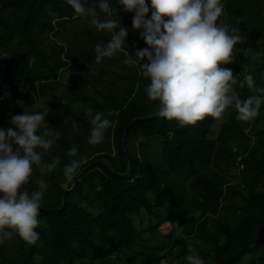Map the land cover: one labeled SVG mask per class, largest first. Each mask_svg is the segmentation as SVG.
Masks as SVG:
<instances>
[{
    "label": "trees",
    "instance_id": "obj_1",
    "mask_svg": "<svg viewBox=\"0 0 264 264\" xmlns=\"http://www.w3.org/2000/svg\"><path fill=\"white\" fill-rule=\"evenodd\" d=\"M110 6L121 9L117 0H111ZM7 11H12L14 17L11 22L0 19V128L5 129L2 102L17 98L22 91L35 94L38 87L54 86L59 71L67 66L61 57L63 50L46 54L39 38L43 34H54L55 23L70 21L74 15L65 0H0V15ZM129 24L132 21L122 26ZM254 37L245 41L233 66L237 86L243 93H253L246 84L240 87L249 74L253 78L261 76V80L254 78V82L257 88H264V63L257 70L240 75L255 56V43L264 38V25L257 29ZM89 38L102 44L110 40L103 35L90 34ZM15 41L21 49L16 55L8 56ZM126 47L129 54L134 55L146 45L136 32L126 37ZM95 55V51L80 53L81 59L73 60L77 70H87L95 61ZM113 57L103 61L112 62ZM134 81L135 93L124 106L111 98L110 107L105 109L91 97L77 95L90 108L115 114L114 126L105 133L111 138L114 155L96 157L81 164L67 189L59 187L49 174L41 175L39 168L33 166L38 177L48 183L55 200L53 204L42 202L37 243L30 246L18 237L19 258L13 264H119L123 256L139 246L144 234L151 235L162 224L173 222L175 212L185 209L190 191H196L209 209L218 208L222 188L216 180L206 178L203 170L221 146L244 136L242 129L235 122L225 124L217 139L219 144L215 145L207 138L212 117L181 127L177 121L159 116V101H152L154 108L138 102L137 98L147 96L149 80L141 73ZM46 122L60 134L55 143L58 148L74 159L68 155L71 145L58 114L49 111ZM131 138L157 140L161 148L159 159L131 156L127 151ZM241 163L248 167L254 186H263V191L249 194L243 216L234 228H215L218 237L208 236L212 242L210 250H201L196 245L206 264H264V156L259 158L258 153L252 152L242 157ZM203 203L198 204V210L205 212ZM194 225L199 228L202 223L194 222ZM3 243L0 244V264H8ZM172 243L165 255L176 260L185 258L192 241L173 239ZM177 247L180 251L175 254ZM162 258L136 255L129 263L160 264Z\"/></svg>",
    "mask_w": 264,
    "mask_h": 264
},
{
    "label": "clouds",
    "instance_id": "obj_2",
    "mask_svg": "<svg viewBox=\"0 0 264 264\" xmlns=\"http://www.w3.org/2000/svg\"><path fill=\"white\" fill-rule=\"evenodd\" d=\"M117 2L123 12L133 14L132 28L139 32L146 45L134 55H130L126 47L128 28L122 26L117 14V18H113L110 0H91V3L65 0L77 18L88 19L97 30L110 34L107 44L95 46L97 63L127 49L126 63L136 65L148 78L146 95L151 101H159L160 117L175 120L184 127L196 125L206 117L220 119L229 107L235 108L240 121L249 122L259 115L264 105V88H257L253 76L247 75L240 87L246 84L250 91L261 95H250L242 100L234 88L237 76L232 69L222 67L235 61L233 52L241 43L240 30L219 20L225 11L222 0ZM87 115L91 124L88 143L100 145L113 121L91 109ZM46 117L47 109L42 112L23 110L21 114H10V127L0 128V244L14 236L30 246L39 240L40 233L36 229L48 183L41 180L38 189L31 193L24 186L29 183L33 166L39 168L41 175H46L60 163L58 157L45 162L39 151L50 150L60 137L54 128L48 127ZM73 129L78 131L75 123ZM78 152L76 147H71L68 155L74 159L63 166L69 183L78 175L82 163L75 159ZM184 259L187 264H206L195 243L188 245Z\"/></svg>",
    "mask_w": 264,
    "mask_h": 264
},
{
    "label": "rangeland",
    "instance_id": "obj_3",
    "mask_svg": "<svg viewBox=\"0 0 264 264\" xmlns=\"http://www.w3.org/2000/svg\"><path fill=\"white\" fill-rule=\"evenodd\" d=\"M89 2L91 3V0ZM222 2L225 11L219 20L230 27L238 28L241 35V43L235 46L233 52L235 61L232 64L222 65V67L230 68L233 71V66L237 63V56L245 47V41L255 39L254 35L257 29L264 25V0H222ZM116 14L120 17L121 24L132 21L131 13H125L122 9H113V18H117ZM100 15L103 18V14L100 13ZM13 17L12 11L0 15V19L7 22H11ZM126 27L128 28L127 37L138 32L133 30L132 24ZM55 28L54 34L48 33L40 36L41 47L46 54L63 50L61 57L67 66L59 71L58 80L54 86L38 87L35 94L22 91L17 98H7L3 101L1 114L4 117V125L6 128L10 127V114H21L23 110L29 112L52 110L61 118L66 138L71 147H76L79 150L76 159L82 160L81 164L96 157L113 156L110 136L105 134V140L100 145L88 143L91 124L87 113L89 109L93 113H103L106 118L113 121L112 126L115 124V114L110 111L92 109L79 100L77 95L89 96L105 109L110 107L111 98H114L119 106H124L127 101L133 98L136 90L134 79L141 75V70L136 65L127 64L126 60L129 55L127 52L121 51L114 55L112 62L97 63L93 61L87 70L79 72L73 60L79 61L80 53L94 51L98 44L91 40L89 35L110 37V34L97 30L88 19L77 18L75 14L70 21L55 23ZM20 47L18 41H15L11 45L8 56L16 55L21 49ZM254 54L253 60L242 69L240 75L257 70L264 63V38L255 43ZM254 78L261 80V76ZM234 88L242 100L250 95H255L254 92L243 93L237 85ZM137 100L141 104L154 108L152 101L147 96L139 97ZM237 115L234 107L227 108L222 118H213L207 134L208 140L214 141L215 145H218L217 139L225 124L235 122L244 133V136L230 140L226 145L221 146L216 151L211 163L203 170L206 178L216 180L222 188L223 195L218 208L216 210L209 209L196 191H190L185 209L175 212L172 218L173 222L162 224L151 235L150 233L144 234L139 246L123 256L119 264H131L129 263L131 257L144 254L163 257L160 264H187L185 259L172 260L171 257H166L165 252L172 247L173 239L190 240L199 249L210 250L212 242L208 236L213 234L218 237L215 232L216 227L231 229L240 221L243 216L245 200L248 199L249 194L263 191V186H254L252 175L249 173L248 167L241 163V159L252 152L258 153L259 158L264 156V105L261 106L259 115L252 121H240L237 119ZM74 123L77 125L78 131H74ZM39 151H41L42 159L45 162H51L56 157L59 158L60 163L48 174L53 177L59 187L67 189L70 183L63 174V166L68 164L71 159L56 144L48 151L42 149ZM127 151L135 158L157 161L161 148L157 140L131 138L127 142ZM40 181L41 179L34 170L29 178V183L24 187L31 193L38 189ZM54 200V193L48 188L42 202L53 204ZM200 203H203L205 212L198 210ZM183 220L192 221V223L187 224ZM194 222L197 225L202 223L201 227L196 228ZM178 232L180 235H177ZM190 232L192 234L188 235ZM3 245L7 250V263H15L19 258L18 237L14 236L12 239L5 240ZM179 251L180 247H177L174 253L177 254Z\"/></svg>",
    "mask_w": 264,
    "mask_h": 264
}]
</instances>
